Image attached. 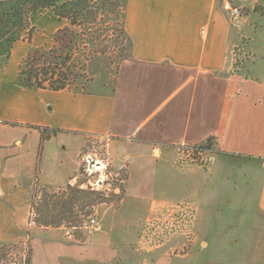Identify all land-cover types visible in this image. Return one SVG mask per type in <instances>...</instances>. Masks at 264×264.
I'll use <instances>...</instances> for the list:
<instances>
[{
    "label": "crops",
    "instance_id": "obj_1",
    "mask_svg": "<svg viewBox=\"0 0 264 264\" xmlns=\"http://www.w3.org/2000/svg\"><path fill=\"white\" fill-rule=\"evenodd\" d=\"M224 1L126 0L125 28L132 58L122 61L115 92L20 86L19 67L29 50L50 45L69 24L59 21L51 9L32 14V39L16 42L10 56H0V243L30 239L31 264L117 262L126 234L118 227L116 214L83 238L67 236L62 227L29 224L33 177L41 170V177L49 179L47 172L54 165L63 166V151H70L76 153V160L63 176L70 179L78 169L83 136L106 140L111 161L128 162L126 198L131 193L133 153L143 147L161 157L171 155L176 146L212 136L221 154L264 157V65L260 78L235 69L233 24ZM254 2L264 5V0ZM38 127L60 129L45 140L42 159ZM11 164L18 167L8 168ZM166 168L173 182L187 189L198 185L194 201L202 224L205 219L237 218L232 212L241 209L219 206L223 181L215 178V169L191 174L172 163ZM46 181L54 184L50 186L54 190L62 188L57 180ZM240 198L225 202L243 204ZM256 215L263 223L257 234L260 240L247 246L246 254L203 264H264V178L256 197ZM29 226H36L32 235ZM136 264L170 263L145 258Z\"/></svg>",
    "mask_w": 264,
    "mask_h": 264
},
{
    "label": "rangeland",
    "instance_id": "obj_2",
    "mask_svg": "<svg viewBox=\"0 0 264 264\" xmlns=\"http://www.w3.org/2000/svg\"><path fill=\"white\" fill-rule=\"evenodd\" d=\"M229 1L239 8L240 15L237 19L242 21L240 24L236 23L230 12L233 24L232 49H235V52L233 50L231 54L234 58L235 69L259 77L264 65V13L262 14L264 5L255 3L254 0ZM255 7L259 10L258 12L254 11ZM122 21V14H111L105 16L101 23H97L93 29H90L96 36H99L96 40L97 45L94 46L93 42L87 40L89 44L80 46L81 50L75 51V61L77 63L80 60L81 65L78 66L83 69L81 71L86 79L73 85L72 90L115 92L122 64V60L119 59L121 46L116 44L120 43L119 32L116 29L121 27ZM127 43L124 40L123 45ZM53 44L54 40L48 47ZM44 142L40 147L41 159L45 147ZM106 144L107 141L104 139L83 136L78 147V169L68 180L63 176L66 168H71L72 160H76L74 152L63 151L64 165L56 167L54 165L52 170L47 172L49 179H43L40 175L41 170L37 171L31 187V204L32 196L35 201H39L43 189H47L50 193H61L62 191L70 193L68 188L70 185L75 188L92 190L87 187L88 181L95 178L96 174L91 177L85 174L84 157L86 154H96L98 159L106 163L111 157ZM114 147L119 151L117 142ZM178 151L176 146L171 155L164 153L161 157L153 154L151 148L143 147L135 151L131 161V193L127 198L128 162L124 163L125 165L122 163L121 166L110 159L107 165L110 179L105 184L110 190L104 191L109 196V200L83 209L75 207L82 223L89 216H94L100 223L111 219L112 214H116L118 227L121 226L125 230L126 246L120 250L117 262L113 264H136L145 258L154 261L162 259L170 264H203L208 260H233L239 255L246 254L247 246L260 240L257 234L263 227V223L262 218L256 215V197L259 195L264 178V157L249 154H221L216 150V154H211L215 157V161L201 165L187 161ZM16 152L20 153V151H14ZM19 159L16 160L19 161ZM171 163L180 168L185 167L191 174L197 171L211 173L210 170L215 169V178L223 181V187L220 188L219 193L223 203L219 206L229 211L231 207L241 209L232 212L237 218L230 219L224 216L221 219H205L202 224L197 210L198 202L194 201V199L197 200L198 185L187 189L181 183L173 182L174 178L166 168ZM98 166L102 168V163ZM13 167L18 166L17 164L8 165L10 169ZM120 178L125 179L123 184L118 180ZM46 180H57L62 188L54 190L50 187L54 184H48L49 181ZM238 198L242 199L243 204L225 202ZM186 209L195 215L192 223L187 225L183 220ZM132 210L133 213H130ZM36 217L32 209L29 224L34 220L36 225L40 226L36 222ZM206 221L209 223L206 224ZM59 227L70 228L74 236L80 231L83 232V237L89 233L80 227L74 228L67 218ZM28 228L30 229L29 234L32 235L33 228L31 226ZM63 231L66 230L63 229ZM204 241L208 242V247L202 246ZM30 250H32L30 239L21 243L2 242L0 243V261L5 264H26Z\"/></svg>",
    "mask_w": 264,
    "mask_h": 264
},
{
    "label": "trees",
    "instance_id": "obj_3",
    "mask_svg": "<svg viewBox=\"0 0 264 264\" xmlns=\"http://www.w3.org/2000/svg\"><path fill=\"white\" fill-rule=\"evenodd\" d=\"M125 5L126 0H0V56H10L16 42L32 39L35 27L31 16L34 12L51 9L59 21H68L69 24L54 35L51 47L39 46L29 50L19 67L18 84L28 89L72 90L73 85L86 79L82 68L78 66L81 65L80 60L77 63L75 61V51L81 50L80 46H86L89 42L97 45L99 36L90 29L101 23L105 16L117 13L123 15L122 25L116 29L120 40L116 44L121 46L119 59L123 61L132 58V42L125 28ZM254 11L259 10L255 7ZM124 40L128 42L127 45H123ZM38 128L42 133L40 147L52 134L60 132V129ZM202 146L208 149L215 147L214 137H208ZM68 188L70 193H50L43 189L39 201H35L32 196V209L37 216V224L59 227L67 218L74 227L79 228L82 219L80 222L75 207L83 209L109 200L104 191H88L70 185ZM76 236L83 238V232H77ZM31 252L26 264H31Z\"/></svg>",
    "mask_w": 264,
    "mask_h": 264
},
{
    "label": "built area",
    "instance_id": "obj_4",
    "mask_svg": "<svg viewBox=\"0 0 264 264\" xmlns=\"http://www.w3.org/2000/svg\"><path fill=\"white\" fill-rule=\"evenodd\" d=\"M224 8L231 12V15L233 16L234 19L239 17L240 11L239 8L236 6H233L232 3L229 0L224 1ZM202 143H184L178 146V152L179 154L186 159L187 161L191 163H196V164H201V165H207L210 162L215 161V157L212 156L211 154L214 153L216 154L215 147H211L210 149L203 147ZM210 155V156H209ZM111 158L107 159V162L104 163V160L98 159L96 154H86L84 157V172L88 176H93L96 174V177L93 178L92 180L90 179L88 181V186L92 190L96 191H105V190H110L105 184L108 182L110 179L107 173V165L109 164ZM102 163V168L99 169L98 165ZM120 182L123 184L125 182L124 178L118 179ZM108 185V184H107ZM189 208V207H187ZM184 221L185 225L192 223L191 221L195 218V215L191 213V211L187 210L184 212ZM31 223H35L34 220L31 221ZM191 226V225H190ZM99 227V223L96 220L94 216H89L87 220H85L82 225L80 226L81 229L90 232L92 230H95ZM76 228V227H74ZM67 236L73 237V233L71 232L72 230L70 228H63Z\"/></svg>",
    "mask_w": 264,
    "mask_h": 264
},
{
    "label": "bare ground",
    "instance_id": "obj_5",
    "mask_svg": "<svg viewBox=\"0 0 264 264\" xmlns=\"http://www.w3.org/2000/svg\"><path fill=\"white\" fill-rule=\"evenodd\" d=\"M98 168H101V166H98Z\"/></svg>",
    "mask_w": 264,
    "mask_h": 264
}]
</instances>
